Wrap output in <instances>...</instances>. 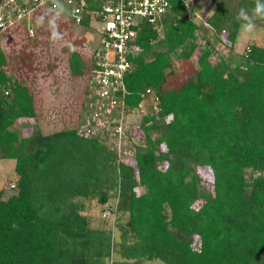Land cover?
<instances>
[{
    "label": "trees",
    "instance_id": "trees-1",
    "mask_svg": "<svg viewBox=\"0 0 264 264\" xmlns=\"http://www.w3.org/2000/svg\"><path fill=\"white\" fill-rule=\"evenodd\" d=\"M168 1L160 27L138 29L140 49L130 58L126 116L142 103L148 113L139 143L126 124L123 148L134 155L125 161L108 132L80 133L85 122L52 133L14 129L37 116L36 94L9 74L0 48V159H14L18 176L9 194L0 191V264H264V46L232 50L242 25H264V15L255 13L257 0H214L202 24L192 16L197 0ZM102 5L91 0L89 8ZM71 20L98 36L86 43L88 55L67 52L70 76L89 79L97 24L90 15ZM217 43L224 51L214 61ZM174 57H196L183 80ZM148 88L159 111L142 95ZM203 169L212 173L211 187ZM92 200L126 218L117 240L92 227L84 214Z\"/></svg>",
    "mask_w": 264,
    "mask_h": 264
},
{
    "label": "rangeland",
    "instance_id": "rangeland-1",
    "mask_svg": "<svg viewBox=\"0 0 264 264\" xmlns=\"http://www.w3.org/2000/svg\"><path fill=\"white\" fill-rule=\"evenodd\" d=\"M189 2L192 4L194 0H189ZM215 9L214 0H197L196 12L198 14L193 13L192 16L198 23L203 24ZM246 25H242L236 44L232 49L238 55L244 53L251 45L264 46V25L262 23L255 24L250 31L246 30ZM205 27L209 29L208 26ZM30 29L34 30L33 34ZM206 32L205 34L213 42L216 41L214 31ZM202 34L204 35V33ZM224 34L223 32L219 36H224ZM95 38L98 39L96 33L84 35L63 11H56L46 6L34 8L16 25L7 28V32L0 37V48L5 51L8 58L7 70L16 79L26 82L34 88L37 106V116L18 120L13 126L14 129L22 131L24 135H29L39 128L45 133H52L77 126L78 123L80 126L84 122L88 123L90 116L94 113L88 114L84 107L85 104L90 107L91 103L89 93H87L89 79L88 77L77 79L70 76L67 52L69 49H74L88 55L89 49L86 43H90ZM200 44L201 46L205 45V40ZM216 45L214 61L218 60L219 52L224 51L221 43ZM192 65H197L196 57L190 62L182 61L178 57L173 58V67L178 71L180 80L189 75ZM143 105L145 106L146 103ZM125 120L127 126L132 129L130 133L135 136L134 140L139 143L144 138V132L140 130L141 110H135L127 115ZM98 122L95 121L94 126ZM85 123L79 130L82 133L87 127ZM106 124L108 125L107 122ZM114 129L113 125L110 126L111 133L114 132ZM114 139L117 138L115 136L108 137L109 141L115 143ZM109 143L111 144V142ZM128 153L132 156L134 149ZM15 166L14 159H0V191L3 190L6 194L12 191V185L17 181ZM202 174L206 176L207 185L211 187V171L203 169ZM116 200L113 201L116 202ZM104 207L97 200H92L87 204L84 214L90 217L92 227L112 231L115 241L120 236L119 224L125 222L126 218L120 213L118 219V216L106 213ZM196 246L199 247V241H196ZM112 263L113 259H110L108 264ZM160 263L163 264L161 260L144 262V264Z\"/></svg>",
    "mask_w": 264,
    "mask_h": 264
},
{
    "label": "built area",
    "instance_id": "built-area-1",
    "mask_svg": "<svg viewBox=\"0 0 264 264\" xmlns=\"http://www.w3.org/2000/svg\"><path fill=\"white\" fill-rule=\"evenodd\" d=\"M90 1L0 0V33L16 25L39 6L63 11L77 22H81L86 15L92 17L99 32V46L92 57L93 66L89 76V106L94 113L86 123L85 134L89 136L93 132L106 131L109 138L115 136V143L108 142L117 148L119 159L125 161L134 155L130 156L129 151L123 148L124 141L128 139L124 122L127 110L125 78L134 67L130 58L140 49L135 43L138 29L144 23L158 27L169 11L170 3L168 0H103L101 9H90ZM186 3L190 4L189 0ZM30 32L33 34L34 30L30 29ZM142 95L154 104L156 111L160 110L158 97L150 88ZM143 104L139 109L141 116L148 113L147 106ZM95 121H99L96 126L93 125ZM112 125L115 127L113 133L110 130ZM107 212L110 213V210Z\"/></svg>",
    "mask_w": 264,
    "mask_h": 264
},
{
    "label": "clouds",
    "instance_id": "clouds-1",
    "mask_svg": "<svg viewBox=\"0 0 264 264\" xmlns=\"http://www.w3.org/2000/svg\"><path fill=\"white\" fill-rule=\"evenodd\" d=\"M255 13L257 15H264V5H261L258 0H257V6H256V9H255ZM240 15L245 19V20H248L249 17L247 16V14L245 13V11L243 9H241V12H240ZM254 27V24H252L251 22H249L245 28L246 30L250 31L252 30V28Z\"/></svg>",
    "mask_w": 264,
    "mask_h": 264
}]
</instances>
